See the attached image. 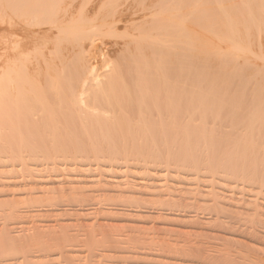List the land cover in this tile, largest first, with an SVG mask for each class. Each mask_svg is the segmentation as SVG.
<instances>
[{
  "label": "bare ground",
  "instance_id": "bare-ground-1",
  "mask_svg": "<svg viewBox=\"0 0 264 264\" xmlns=\"http://www.w3.org/2000/svg\"><path fill=\"white\" fill-rule=\"evenodd\" d=\"M218 1L224 4L225 0H0V208L5 207L3 209L7 211L3 220L8 225L12 222L7 221L16 212L13 209L21 206L15 205L16 194L10 195L13 189L10 191L9 188L12 187L29 186L31 191L34 190L32 186L39 188L49 182L59 186L76 184L74 178L82 177L85 180L98 178L99 182L108 178L116 180L118 184L123 180L125 187L128 185L125 180L131 179L132 184L138 180V184L142 181L148 183L140 184L146 189L153 183L167 182L174 183L176 188L175 183L182 186L191 178L201 182L211 179L224 183L227 188L240 187L247 192L257 188L260 175L254 174L253 167L256 165L257 168V164L251 163L257 156L255 148H252V142H255L250 140L252 136L229 141L234 145L233 151L240 150L236 146L243 147L242 153L224 160H220L222 157L218 154H213L211 147L209 151L212 154L208 155L207 151L202 155H207L205 158H200L197 153L195 155L193 147H189L203 145L202 148H208L213 144L218 136L213 138L215 131L208 123L216 121L225 104L224 96L220 101L218 95L217 77V81L214 79L218 69L217 51H211L215 36L214 33L207 36L210 35L208 32H214L217 15L215 18L212 16L215 20L207 19L206 22L205 19L215 15V7L219 11ZM215 3L217 6H211ZM189 18L196 21L192 22L193 27H190ZM202 19L205 20L202 22ZM199 27L205 28L207 35L200 33ZM261 54L264 60V50ZM176 134L182 136L177 138ZM174 144L175 149H172L178 150V154L174 156L172 153V156L167 152H171L170 147ZM252 150L255 156L251 158ZM208 156L211 161H206ZM203 161H206L205 165ZM61 167L72 168L76 173L62 175L57 171ZM92 170L107 174L100 172L98 176H88L84 173H91ZM136 171H141L144 176L136 178ZM161 177L166 179L162 180ZM108 181L106 185L110 186ZM121 185L116 187L121 188ZM153 187L160 189V185ZM222 187L218 188L219 191H230ZM47 188L41 189L46 190L47 195L43 193L46 199L55 201L59 196L63 199L62 189L60 191L58 187L57 191L50 187L51 192H47ZM6 192L11 199L3 200L10 198ZM71 195L73 197L74 194ZM67 196L69 199L70 193ZM241 196L253 198L244 192H241ZM32 197H36V194ZM37 198L33 200L30 196V202L27 200L29 206ZM50 199L46 201L50 202ZM56 203L59 205L60 202ZM5 222L0 223V264L7 261L50 264L48 261L53 262L54 258L61 259L57 260L60 263L68 258V264L84 261H79L75 257L77 255L73 254L79 252V249L73 250L77 247V238L73 240L77 243H69L73 235L63 232L61 224V231L54 226L55 229H50V226L43 229L41 225V228L33 226L18 230V227L14 230L7 227ZM68 237H71L69 241ZM88 239L85 234L84 238L79 237L78 240L85 243ZM113 242L118 246L116 241ZM118 242L126 245V242ZM130 243L131 247L135 246L134 242ZM123 246L113 249L117 253ZM131 247L132 252L136 247ZM71 253L74 256H68ZM135 254L130 257L134 258ZM73 258L79 262L76 263ZM121 258L117 261H121ZM152 258L156 259L155 263L162 260L159 257L157 262L158 257ZM172 259L166 263L171 264L177 258ZM183 259L187 263L186 257L187 261ZM114 260L106 263L116 264ZM126 260L119 264L137 262L134 259V262ZM89 261L83 264H104L101 260L96 263Z\"/></svg>",
  "mask_w": 264,
  "mask_h": 264
},
{
  "label": "rangeland",
  "instance_id": "rangeland-1",
  "mask_svg": "<svg viewBox=\"0 0 264 264\" xmlns=\"http://www.w3.org/2000/svg\"><path fill=\"white\" fill-rule=\"evenodd\" d=\"M263 1L264 0H225L224 4L218 1L219 3V4L217 3L218 6L216 5V3L211 4V6L216 5L217 7H219L218 8L219 11L216 10L215 7L214 9L215 13L213 12V14L215 15H211L210 18L209 16L205 18L206 20L211 19L210 21H212V19H214L215 16L217 15L215 18L216 20L214 19L217 22L216 23L217 25L214 23L215 27L213 26L214 32L210 31L208 32L210 33V35L209 34L207 35L205 31L206 28L205 25H203L205 28L202 27L204 30L199 27L200 33L204 35L206 33L207 36H212V34L214 33L215 38L214 36L213 38L215 39V41H213L214 45H212V47L214 48L213 50L210 48L211 51L214 50L217 51L216 52L217 57L216 56L215 57L216 59L218 58L217 60L218 65L216 67L218 69H216L217 72L215 71L216 76L214 77V79L217 77L216 79L218 81L216 79L215 80L219 82V84L217 83L219 86L218 95L220 99L224 96L223 103L225 104L223 105L224 108L222 107L224 111L222 110V112H220L218 118H216V121L213 122L214 124L212 122H211L212 124L208 123L209 126L213 127L214 128L213 130L216 132V133L213 132L215 134V135L213 134V138H215L216 135L218 136L213 140L212 142L213 144H211V146L209 145L208 148H202L203 145L201 146L197 145V148L195 146L197 150L194 148V145L189 146L190 148L193 147L194 154L197 153L198 156H200V158L204 157L202 155L207 154L208 151V155L209 154L211 155L212 153L213 154L216 153V155L218 154V156L222 157V158L220 157L221 158L220 160H224L223 158L231 157L233 154L240 155L242 153L243 147L240 148V146H236L240 150L237 149L238 151L235 150H234L235 152L233 151L232 147L234 145L233 143L232 144L230 143L231 141H234L235 139L241 140L242 137L244 136L247 137L252 136L250 140L255 141L252 142V148L253 149L255 148L254 152H256L258 157L255 156V153L252 150L253 155H251V158L255 156L258 163L257 161H255L256 159L254 160L253 158L250 161L254 160L251 163L252 164L256 163L257 168L255 167L256 165H254V167L253 165L250 166L254 168L255 170L254 174L260 175V176L256 175L258 176V178H260V180L258 181L259 184L256 183L257 188L253 190V192L251 191L247 192L246 190H241L240 187L234 188L233 186H230L231 188L230 187L227 188L225 187L224 183L221 182L217 183V181H212L211 179L204 181L202 180V182L201 180H197L198 181L197 182L195 181L194 178H191L192 180L189 179L188 182L186 181L185 185H182L184 188L181 186V184H176V183L175 186L179 185L180 188H178L179 186L178 187L176 186L175 188L173 186L174 183H171L172 184L171 185L169 184V182H167L166 184L164 183L151 184L152 186L160 185V189H163L162 191L158 189V187H157L158 190H156L154 189L156 187L152 188V186L150 188L147 187L146 189V186L144 185L148 183L144 184L143 181L142 182L140 181L141 185L144 184L142 187L140 184H138L139 183L138 180H136L134 184H132L133 181L131 183V179H129V181L125 180L128 184L127 187H125L126 184L123 180L122 183L120 182V184H118L116 180L114 181L112 179L111 181L107 178L109 180L108 181L106 178L103 179L101 178L104 181L107 180L108 184L110 182V186H109L106 185L107 181L106 183H104L101 180V182L104 183L102 184L101 182H99L100 179L98 178H95L96 181L95 179L94 180L91 179L92 181L90 179H86L87 180L86 181L85 178L80 177L79 178L80 181L78 178L77 180L76 178H74L73 180L77 182L79 181L78 183L76 182L77 185L74 183H73L74 185L73 184L69 185L70 183H67L66 185L65 183V186L64 184L60 185L63 188H61L56 183L50 184L49 182L48 184H45L46 188L48 187L47 192H51L49 191L50 187L54 188V190H56L58 187L59 190L60 189L63 190L60 191L63 195L64 200L62 199V196L57 195L59 196V199L62 200H59L58 197L56 198L55 201L49 198L51 203L47 202L49 199H46L45 198L46 196L44 197L43 195V193H45L44 191L46 190L44 191L41 190L43 189V187L45 188L44 185L43 186L40 185L39 186L40 189L38 187L32 186V189L34 190L31 191H30L31 187L29 186L24 188L12 187L9 188L10 191L11 189H13L11 191V194L10 191L6 189L10 195L16 194L14 197L18 201L16 200L15 205L17 206L21 205V206L15 207V209H13L17 213L13 211L15 213H13V216L10 217L11 220L7 221L9 223L12 222L10 224H12L13 227L10 224L8 225V223H6L3 220L4 219L3 217L5 216V212H7L3 209L5 207L0 208V215H1L0 223L3 222L4 224L5 222L7 227L10 226L9 228H12L14 230L17 229L18 227H19L18 230H25V227L27 230V228H33V226L36 227L39 226L40 228L41 226H43V229H46L49 226L50 229L51 228L55 229L54 227H58V231L64 229L63 232L64 231H66V233L68 232L69 236L73 235L72 237L73 239L71 237H68V241L69 238H71L70 239L71 242L69 243H74L75 241L73 240L74 239L76 240L77 238L76 241L78 243L77 242H75L77 244L74 243L75 245H77V247L73 246L74 247L73 250L79 249V252L75 251L73 254L77 255L75 257L79 261L84 260L79 264H83L85 261L88 262L89 260H91L92 262L95 261V263L98 262V260L99 261L101 260L102 263L107 264L109 261H112L114 259H116V264H119V262L122 261L121 263H123V261L126 260L125 257L126 258L128 257L127 260L129 262H134V260H136L137 261L136 264L138 263L147 264L148 262L149 263L152 262L154 264L156 262V259L155 258L153 259L152 257L155 256L156 258L158 257L157 262L160 257V259H162L163 261L159 260V262L162 261L163 264H165L167 260L171 261L172 256L173 259L177 258L180 260L177 261L176 259L177 261L176 262L175 260L172 259L173 263L181 262L182 261L181 259L184 258L183 260H185V257L188 261L190 259V262L185 260L187 261V263L182 261L181 264L182 263L183 264L184 263L185 264H264V176H263L264 174V60L261 59L263 57L261 51L264 50V2ZM221 4H223V7ZM221 10H223V13ZM192 12H196V11L193 10ZM212 16H214V18ZM190 18L188 19L191 20L190 27H193L194 24L192 26V22H196V21ZM204 20L202 19V22ZM206 22H208V20ZM210 23L211 25L213 24L212 22ZM195 26L197 27L196 24ZM220 101H222V99ZM220 105L222 106V104ZM209 126L207 125V128ZM216 129L218 130V133ZM180 135L181 134H178L177 138H179L178 136ZM247 139L249 141V138ZM176 144L170 147L171 152L166 151L169 155L171 154L173 156L172 153H174V156L175 154L176 155L178 154L177 152L178 150L176 151L172 149L174 148V146H176ZM178 146H180V144H178ZM209 147L211 148L213 147L212 150L210 148V151L212 153L209 151ZM204 149L205 150L208 149V150L204 151ZM174 151L177 153H175ZM202 151L204 152L202 153ZM199 152L201 153V155ZM208 157L206 161L208 160L211 161L210 157L209 159ZM206 164L207 166H209L208 163ZM252 167L250 168L251 171L253 170ZM62 168L64 167H61V169L59 168V170H57L61 174L63 173L62 175H66L64 173L70 174L73 172V170H71L72 168L71 169L64 168L66 172ZM69 170L70 172H68ZM92 171L93 172L91 173L84 171V173L88 176L90 174L93 175L95 174L98 176L100 172H102V174L106 173V172L103 173V171H99V170H95V171L92 170ZM73 173L75 174L76 172ZM81 173L83 172H80L79 174ZM136 173H135L136 178L144 176V174L141 171L140 172L136 171ZM251 173H253V171ZM164 178L165 177H161L162 180ZM169 178L170 177H167V179ZM66 181L69 182L70 179L69 180L67 179ZM189 182L191 183V186L189 185ZM95 183H99V184H95ZM210 183H213L214 185ZM111 184L113 185L111 186ZM121 184L123 185V187ZM194 184L196 186L198 185V187H195ZM202 184L203 186L206 187H203ZM116 185L118 186L121 185V188L116 187ZM222 186L225 187V189H227L228 191L230 190L231 192L229 191L225 193L223 191H219L220 189L218 188H221ZM64 187L66 190L64 189ZM199 187L201 189L203 188V191H201ZM207 187L209 188V191ZM16 188H18V190L22 192L20 193L18 190L16 191ZM58 189L57 191H59ZM28 190L30 192H26ZM157 191L159 194L157 193ZM7 192L6 194H8ZM241 192H244L245 194L249 193L253 196V198L242 197ZM39 193L42 195H40ZM59 193L60 192H57L56 194ZM69 193H70V197L68 199V196L67 197L65 196L69 195ZM71 193L74 194L73 197ZM35 194L36 197H32ZM45 195H47V193H45ZM48 195L50 194L48 193ZM30 196L33 200L38 196L37 200H35V202L33 201L32 203L33 207L31 206V204L29 206ZM18 197L25 201L19 199ZM43 197L45 200L44 199L41 200V198ZM65 198H67L68 200ZM4 199L9 200L11 199V197L8 199L7 197L3 198V200ZM20 200L22 204L20 203ZM27 200H29V202ZM56 201L60 202L59 205L58 203H56ZM25 202H27L26 205ZM40 202L41 205H39ZM64 211L67 212L64 213ZM60 224L62 226L61 230H59ZM36 227L35 229L39 228ZM58 231L56 232L58 233ZM74 234H78V235H75L74 237ZM85 234L87 239L89 236L91 237H89V239L86 240L85 243L80 242L81 240L80 241L78 240L79 237L84 238ZM66 235L68 236V234ZM119 240L122 242H126V245L125 243L123 244L118 242ZM113 241H116L118 246ZM128 242L129 243L134 242L135 246L131 247V245L133 244L130 243L131 244L130 245L128 244ZM83 243L84 245H81ZM112 243H114L116 246ZM114 246L116 247V250L122 246H123L122 249H124V247L127 249H124V251L122 249H119L118 252L122 250L121 252L122 254L120 252L116 253V250L113 249L115 248ZM89 247L91 249H88ZM129 247L133 249L134 247H136L134 250L132 249L133 253L131 252V249H129ZM128 250L130 251L127 253L126 251ZM134 251H136L135 252L136 254L134 253ZM124 252L127 253L128 255L125 254ZM143 253L145 254L143 255ZM133 254H135V257L131 258L134 256ZM168 254L170 259L168 258ZM74 255H72L71 253L68 256L72 257ZM145 255L146 258L148 257L149 259L144 258ZM164 255L167 257V259L165 258ZM118 256L119 258L122 257L121 261L119 262L117 261L119 260V258L117 259ZM150 257L153 260H151ZM73 259L74 261L76 260L75 258ZM57 260H59V258L58 259L54 258L53 262L54 261L59 262L61 259L59 261ZM63 260H65V258H63ZM68 260L69 259L67 258L66 261L64 262L61 261V263L68 264L69 262ZM78 260H76L77 262L76 261L75 262L78 263L79 262ZM127 260L126 262H128ZM191 261H195V262H191ZM8 262L9 261L4 263L8 264ZM13 262L15 263V261H10L9 264H13ZM49 262L50 264H54L52 260L48 261V263ZM159 262L155 264H162V262L160 263ZM16 263L18 264V262ZM44 263L45 262H43V264ZM61 263L59 262L57 264H61ZM170 263L173 264L172 262Z\"/></svg>",
  "mask_w": 264,
  "mask_h": 264
}]
</instances>
